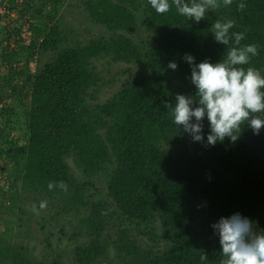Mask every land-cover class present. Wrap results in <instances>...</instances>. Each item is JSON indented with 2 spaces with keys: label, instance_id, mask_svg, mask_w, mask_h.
I'll return each mask as SVG.
<instances>
[{
  "label": "trees",
  "instance_id": "obj_1",
  "mask_svg": "<svg viewBox=\"0 0 264 264\" xmlns=\"http://www.w3.org/2000/svg\"><path fill=\"white\" fill-rule=\"evenodd\" d=\"M64 1L40 2L29 45L0 40L2 99L13 100L0 109V264H220L226 258L212 225L221 217L238 212L264 232V128L254 134L244 124L235 142L207 145V115L204 142H197L165 104L177 94L196 96L185 54L196 64H216L234 46L215 41L217 20L235 21L230 32L246 35L240 47L258 46V55L238 67L264 78V0H233L228 7L220 0L199 23L180 15L172 0L167 13L149 0H77L84 21L99 27L85 39L58 16ZM240 2L247 5L242 11ZM114 65L123 68L112 74ZM18 129L23 140L10 137ZM59 181L67 191H50L49 183ZM39 197L56 205L54 215H42V229L62 217L73 242L53 258L37 259L17 240L31 237L24 227L35 211L26 201L37 200L41 210ZM44 242L45 251L55 245L48 235Z\"/></svg>",
  "mask_w": 264,
  "mask_h": 264
},
{
  "label": "clouds",
  "instance_id": "obj_2",
  "mask_svg": "<svg viewBox=\"0 0 264 264\" xmlns=\"http://www.w3.org/2000/svg\"><path fill=\"white\" fill-rule=\"evenodd\" d=\"M149 2L157 13L169 11V0ZM172 3L180 15L188 20L194 19L196 23L206 18L207 10L221 7L220 0H192L191 4L186 0H172ZM232 3L233 0H222L224 7ZM236 7L242 11L247 5L240 2ZM234 25V20H217L212 25L216 42L226 46L230 42L234 44L221 62L213 64L205 60L196 64L192 55L185 54L184 59L191 65V82L196 86V96L177 94L174 104H165L177 127L183 126L184 132L197 142H204L203 119L207 115L210 126L207 145L214 146L225 138L235 142L244 124H248L254 134H259L264 128V93L261 92L264 78L252 68L245 72L238 67L258 55V46L248 44L240 47L246 35L244 32H230ZM168 68L176 70L177 63L170 61ZM197 101L198 106L192 107ZM55 187L67 191L64 181L50 182L48 185L50 191ZM45 206L41 202L40 208ZM212 228L219 234L222 256L226 258L220 264H264V232H257L249 218L237 212L229 217H221ZM200 259L206 261L208 257L204 254Z\"/></svg>",
  "mask_w": 264,
  "mask_h": 264
},
{
  "label": "rangeland",
  "instance_id": "obj_3",
  "mask_svg": "<svg viewBox=\"0 0 264 264\" xmlns=\"http://www.w3.org/2000/svg\"><path fill=\"white\" fill-rule=\"evenodd\" d=\"M43 0H0V10H1V16H0V27L2 32L0 33V40H4L3 46L11 45L14 46V41L11 40V37H15L19 42L29 45L31 41V31H30V24L34 22L32 14H36L38 5H40V2ZM79 3L77 0H65L63 3L62 8L59 11L58 16H63L62 21L63 23L68 26L70 29H73L74 31H77L80 33L81 37L90 38L95 36L96 32L98 31V26H91L90 22L84 21V15L81 14L83 11V7H76L74 3ZM49 10V8H47ZM31 16V17H30ZM30 18V19H28ZM48 22V21H47ZM49 24V23H48ZM89 29V32H87L85 29ZM19 31V33H18ZM1 62V59H0ZM39 66V64L36 62V55H34L32 61L30 62V67L34 71ZM126 67V65H124ZM123 68L122 65H114L111 66L109 69L112 74H115V72L120 71ZM1 73L5 74L7 73V68L4 66L1 69ZM117 89V83L111 87H108L104 89L103 93L100 95V102L105 101L107 97H109L115 90ZM3 88L0 89V109L5 108L7 106L6 102H13L11 99H2L3 94ZM16 113L22 114L23 108L22 107H16ZM19 119L22 120V117H19ZM5 120V116H2L0 119V126H3ZM19 126H22L21 121H18ZM21 129V128H20ZM22 130V129H21ZM21 130H13L10 134V137H19L21 140H23L24 137V131ZM4 160V159H3ZM71 165H73L72 162H70ZM4 166H6L9 169L12 168L11 164L8 162H4ZM100 183V182H99ZM99 183L97 186H99ZM100 187V186H99ZM38 200H41V202L45 203V207L41 210L35 209V216L33 217L32 222L30 223V228L24 227V230L31 233V237H20L16 238L18 241H22L24 243H27L30 248L33 250V253L35 254L37 259H47V258H53L55 257V250L61 249L65 245H72V241L68 240V235H65L64 232H69V225H63L66 220L64 218L59 217V221L56 220H46V228L42 229V224L44 221H42L43 216H51L55 214V207L56 205H52V203L46 199L40 197ZM29 204L35 205L34 203H37V200L35 201H26ZM37 204L35 205V208H37ZM43 215V216H42ZM5 218L11 219L13 217L9 215H5ZM4 224L0 222V232L3 230ZM53 231L54 235H50L49 232ZM48 235L49 239L52 241L53 244H55L51 249L48 248L47 251L43 250L47 246H45L44 239ZM67 258V257H66ZM68 259H66L67 262ZM70 262V260H68Z\"/></svg>",
  "mask_w": 264,
  "mask_h": 264
},
{
  "label": "built area",
  "instance_id": "obj_4",
  "mask_svg": "<svg viewBox=\"0 0 264 264\" xmlns=\"http://www.w3.org/2000/svg\"><path fill=\"white\" fill-rule=\"evenodd\" d=\"M22 1V0H21ZM0 13H1V10H0ZM0 16H1V14H0ZM0 181H2V176L0 175Z\"/></svg>",
  "mask_w": 264,
  "mask_h": 264
}]
</instances>
